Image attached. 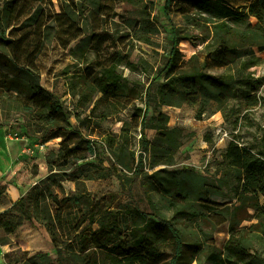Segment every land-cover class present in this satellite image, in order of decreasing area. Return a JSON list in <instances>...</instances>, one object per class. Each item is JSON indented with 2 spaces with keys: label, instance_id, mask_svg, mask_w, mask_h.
I'll list each match as a JSON object with an SVG mask.
<instances>
[{
  "label": "rangeland",
  "instance_id": "obj_1",
  "mask_svg": "<svg viewBox=\"0 0 264 264\" xmlns=\"http://www.w3.org/2000/svg\"><path fill=\"white\" fill-rule=\"evenodd\" d=\"M0 122L70 253L24 221L7 264H264V0H0Z\"/></svg>",
  "mask_w": 264,
  "mask_h": 264
},
{
  "label": "trees",
  "instance_id": "obj_2",
  "mask_svg": "<svg viewBox=\"0 0 264 264\" xmlns=\"http://www.w3.org/2000/svg\"><path fill=\"white\" fill-rule=\"evenodd\" d=\"M141 142L144 146V150L147 151L149 149V143L146 139L145 131H142ZM132 161L134 164V175L137 176L148 174L144 171L146 162L143 154L140 155L138 160L133 153ZM254 164L255 162L251 160V156L248 154L245 148L240 146L239 143L231 142L228 145L223 161V165H225L226 170L239 169L247 173H254L257 170V167H254ZM262 216L263 209H261L257 214V217H260V219H262ZM24 221H29L33 225H37L39 223L41 226L45 227L51 235L52 242L56 247L58 254L63 257V255L66 253L70 257L69 249L63 239L60 228L55 219L52 206L48 201L45 190L39 183L34 185L27 194L22 195L20 199L14 204V206L2 213L0 216V229L14 231L19 226H21ZM172 222V220L165 221L176 240L177 255H180L182 250V241L177 227ZM36 256L42 261L41 263L37 262L36 264H49V260L45 254H38ZM21 259L22 256L17 260L20 261ZM140 260L141 262L144 261L143 259ZM173 261H176V258Z\"/></svg>",
  "mask_w": 264,
  "mask_h": 264
},
{
  "label": "crops",
  "instance_id": "obj_3",
  "mask_svg": "<svg viewBox=\"0 0 264 264\" xmlns=\"http://www.w3.org/2000/svg\"><path fill=\"white\" fill-rule=\"evenodd\" d=\"M12 132L9 124L0 122V213L26 192V137H13ZM0 264H7L2 256Z\"/></svg>",
  "mask_w": 264,
  "mask_h": 264
},
{
  "label": "bare ground",
  "instance_id": "obj_4",
  "mask_svg": "<svg viewBox=\"0 0 264 264\" xmlns=\"http://www.w3.org/2000/svg\"><path fill=\"white\" fill-rule=\"evenodd\" d=\"M154 196L158 199L157 205L160 207V214L162 216H169V215H171L173 213V210H171V211L166 210L165 209L166 205L163 202L160 201V199L157 197L156 194H154Z\"/></svg>",
  "mask_w": 264,
  "mask_h": 264
},
{
  "label": "built area",
  "instance_id": "obj_5",
  "mask_svg": "<svg viewBox=\"0 0 264 264\" xmlns=\"http://www.w3.org/2000/svg\"><path fill=\"white\" fill-rule=\"evenodd\" d=\"M15 135H16V136H18V134H17V133H16ZM12 136H13V135H12Z\"/></svg>",
  "mask_w": 264,
  "mask_h": 264
}]
</instances>
